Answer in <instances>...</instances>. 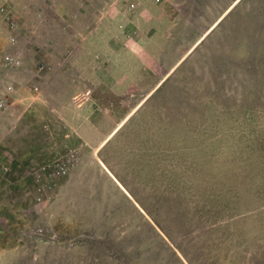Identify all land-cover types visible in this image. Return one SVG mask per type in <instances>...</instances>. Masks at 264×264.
<instances>
[{
  "label": "rangeland",
  "instance_id": "374dc122",
  "mask_svg": "<svg viewBox=\"0 0 264 264\" xmlns=\"http://www.w3.org/2000/svg\"><path fill=\"white\" fill-rule=\"evenodd\" d=\"M140 1L0 0V264H264V0H175L156 62L89 87L73 40Z\"/></svg>",
  "mask_w": 264,
  "mask_h": 264
},
{
  "label": "crops",
  "instance_id": "0c3cea01",
  "mask_svg": "<svg viewBox=\"0 0 264 264\" xmlns=\"http://www.w3.org/2000/svg\"><path fill=\"white\" fill-rule=\"evenodd\" d=\"M142 1H144V4ZM140 2L142 6L136 8V16L133 20H128L127 22L123 16H118L117 20L113 21L112 27L109 31L102 33L97 32L99 29V26H97L85 33L81 39L78 38L73 40V42L76 43H73V47H75V50L77 51V56L79 55L92 58L90 63L87 62L84 64L87 66L88 72L91 75L99 74L100 71L94 69L96 67L97 69L101 68V74L105 75L106 80H98L99 83H101V86L96 85L94 80H89V87L110 88L113 86L119 90L127 88L130 85L128 83L132 84L136 77L135 73L137 72V57H148L150 62H156L155 58L158 57L161 51L160 49H163L160 47V43L167 42L168 35L173 30V28L178 25L177 21L180 18L175 15L172 17L168 13L169 9L175 8V0H159L158 2H155V0H141ZM233 5L234 4L232 2L227 8L231 9ZM215 22L213 24H215ZM126 23H129V25H134L137 28V30L134 32L135 35H133L132 31L130 33L128 32L131 26H128L129 28L124 27L126 26ZM131 41H133L135 44L134 47L130 46L131 43L129 42ZM197 42L198 40L195 41L193 46H196ZM192 49L193 47L190 45L183 52L178 53L179 58L174 60L171 66L174 67L177 65L186 55L192 51ZM128 71L130 73L135 71L134 76L128 77ZM112 74L115 80L113 84L111 82ZM160 83L161 81H158L154 88H156ZM91 103H93V96L90 97L87 95L86 98L82 100L81 106H87V104L89 105ZM86 108L88 109V107ZM86 112L89 113L88 110ZM104 114L105 113H98L97 121L101 122L102 126H104L106 122H108L110 125L109 119H111L110 115L112 113H109L110 115ZM113 115L115 116V119L118 118L116 114ZM89 119L92 121L91 117H89ZM84 125H87L88 129H90L92 133L95 131L96 135L98 134L100 136L98 142L95 143L97 146L96 150L100 149L101 142L104 141V139L110 134L112 130L108 131L105 137H102L101 133L96 130L95 125L88 123L87 119H85L83 126Z\"/></svg>",
  "mask_w": 264,
  "mask_h": 264
},
{
  "label": "built area",
  "instance_id": "2783aa9c",
  "mask_svg": "<svg viewBox=\"0 0 264 264\" xmlns=\"http://www.w3.org/2000/svg\"><path fill=\"white\" fill-rule=\"evenodd\" d=\"M132 7H133V6H130V8H132ZM11 27H14L13 23L11 24ZM10 42H11V43H14V42H15V38H13V37L11 36V37H10ZM5 64H6V65H10V66H17V65L19 64V62H18L17 60H15L14 57H12V56H7V57L5 58ZM8 90H11V88L8 87ZM60 171H61V169H60ZM53 186H54V184H53Z\"/></svg>",
  "mask_w": 264,
  "mask_h": 264
}]
</instances>
